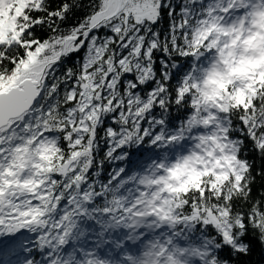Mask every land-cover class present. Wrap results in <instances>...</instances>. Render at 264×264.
<instances>
[{
    "label": "snow or ice",
    "instance_id": "6c2138e0",
    "mask_svg": "<svg viewBox=\"0 0 264 264\" xmlns=\"http://www.w3.org/2000/svg\"><path fill=\"white\" fill-rule=\"evenodd\" d=\"M264 246V0H0V264H246Z\"/></svg>",
    "mask_w": 264,
    "mask_h": 264
},
{
    "label": "trees",
    "instance_id": "16d2710c",
    "mask_svg": "<svg viewBox=\"0 0 264 264\" xmlns=\"http://www.w3.org/2000/svg\"><path fill=\"white\" fill-rule=\"evenodd\" d=\"M253 251L249 257L246 258V264H264V246L258 241L253 240Z\"/></svg>",
    "mask_w": 264,
    "mask_h": 264
}]
</instances>
